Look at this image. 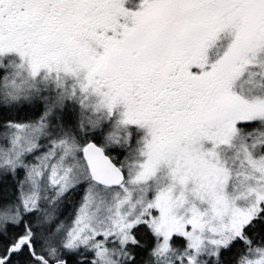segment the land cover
<instances>
[{
	"label": "snow or ice",
	"instance_id": "1",
	"mask_svg": "<svg viewBox=\"0 0 264 264\" xmlns=\"http://www.w3.org/2000/svg\"><path fill=\"white\" fill-rule=\"evenodd\" d=\"M0 264H264V0H0Z\"/></svg>",
	"mask_w": 264,
	"mask_h": 264
}]
</instances>
